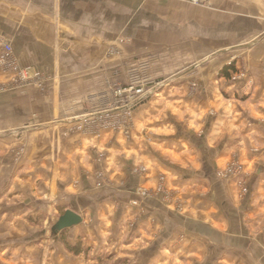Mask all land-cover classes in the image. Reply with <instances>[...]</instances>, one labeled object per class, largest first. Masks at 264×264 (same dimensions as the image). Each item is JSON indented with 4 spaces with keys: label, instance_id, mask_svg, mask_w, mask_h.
<instances>
[{
    "label": "crops",
    "instance_id": "1",
    "mask_svg": "<svg viewBox=\"0 0 264 264\" xmlns=\"http://www.w3.org/2000/svg\"><path fill=\"white\" fill-rule=\"evenodd\" d=\"M211 3L0 0V38L47 84L0 94V149L12 154L25 143L13 165L26 188L50 180L57 204L99 227L87 236L93 252L66 264H110L98 260L108 247L118 253L112 264H264V0ZM113 46L122 55L110 56ZM2 58L0 50V66ZM136 60L150 64L155 84L135 108L129 138L65 136L110 102L100 95L111 94L110 80L125 82L124 67ZM12 78L0 67V85ZM99 151L107 189L95 181ZM233 153L251 171L245 195L216 177ZM140 166L146 178L135 173ZM162 176L172 205L162 193H138L155 191Z\"/></svg>",
    "mask_w": 264,
    "mask_h": 264
},
{
    "label": "rangeland",
    "instance_id": "2",
    "mask_svg": "<svg viewBox=\"0 0 264 264\" xmlns=\"http://www.w3.org/2000/svg\"><path fill=\"white\" fill-rule=\"evenodd\" d=\"M129 42L130 40L125 37L119 39V43L123 45L128 44ZM109 54L110 56L122 55V51L117 46H113L110 48ZM139 64L140 63H138L137 60L134 62L130 61V63L124 67L126 74L125 82L111 80L109 81L110 83L108 82L109 92L111 94L100 95V100L107 95V100L111 103L106 102L101 108H95L90 111L87 115L82 117L89 118L91 120L90 122L85 125L74 124L66 132H64V135L70 136L72 134L79 133L86 135L88 138L96 139L101 137L103 132H107L106 130H109L108 132L122 133L116 130V127H112V125H108L106 128V120L97 118V116L106 114L108 111L112 110L113 107L116 108L118 90L127 88L130 81V74L133 69L138 68ZM1 69L5 71L2 67ZM114 76H118V71H114ZM46 85H44V87H46ZM7 86V84L0 85V94L10 91L6 89ZM25 87L40 88L34 85ZM21 88L24 87L19 86L15 89L18 90ZM132 111L134 114L135 110ZM124 135L127 136L125 133ZM127 138H129V135ZM26 150L27 146L25 143L22 145L18 144L14 147L12 154L10 147H5V150L0 149V264H3L2 262L9 264H66L69 263V261L71 262L72 260H78L80 258L83 260L84 255L87 256L93 252L92 250L94 246L91 245L93 243L88 240L87 236L95 237L91 230H93L92 228L99 229L98 225L93 221V219L89 220V217H87L85 213H78L70 206H61L59 203L57 204L55 197L53 198L52 196L53 189L56 190V187L53 184L51 185L50 180H46L47 183H45L46 186L43 189L37 188V183L35 182L29 183L33 187L30 188L29 186V188H26V184L24 185V183H22L21 178L23 170L19 169L17 171L15 167L18 166L16 163H20V161L25 157ZM102 152L104 151L96 153L94 158L97 165L94 176L97 187L99 189H107L111 187L112 184L104 168L105 156ZM148 172L144 177H141L136 172L135 173L138 174L140 178H146L148 176ZM250 172H248L247 167L239 154L233 153L226 166L216 172V177L226 183H234L240 188L242 195H245L248 190L247 187L251 175ZM38 177H44V175ZM159 180V186L155 191L147 189H141L140 191L146 190L150 193V196L148 197H154L162 191L165 192L164 177L162 176ZM28 181H30L29 177ZM15 183L17 186H15ZM49 185L51 186V189H49ZM76 185L79 186V184ZM81 190L83 189L78 188V195L82 193ZM140 191L138 192L139 194ZM168 193L172 196L169 195L168 198L167 196L165 198V195L163 194V199L170 202V197H172V200L175 201L176 196H174V192L171 190L168 191ZM56 194L58 195V191H56ZM16 197L19 198L17 199ZM56 198H59V196ZM76 199L84 203V199L82 197H76ZM37 200H40V206H38ZM172 204L170 202V205ZM59 207L63 208L59 209ZM68 210H73L78 213L82 217V222L79 225L68 228L66 231L59 233L56 226L61 217ZM109 240L114 241L115 244L118 243L116 238ZM65 241H69L72 244L81 242L85 251L79 256H76L67 251L64 246ZM106 243L110 242L107 240ZM90 246L92 247L90 248ZM108 249L111 251L109 247ZM108 249L102 250V252L98 254V260L111 259V261L114 260L113 262L117 260L116 258L118 253L115 251L114 253H111ZM86 258L87 257H85V259ZM116 264H120V262L118 261Z\"/></svg>",
    "mask_w": 264,
    "mask_h": 264
},
{
    "label": "built area",
    "instance_id": "3",
    "mask_svg": "<svg viewBox=\"0 0 264 264\" xmlns=\"http://www.w3.org/2000/svg\"><path fill=\"white\" fill-rule=\"evenodd\" d=\"M196 6H202L206 8H212L211 0H180ZM0 48L3 54L1 67L6 71L13 74L12 82L7 84V90H16V87H25L34 85L36 87L43 88L45 81L41 76L35 75L30 68H22L17 60L13 58L14 52L12 45L4 38H0ZM150 64L143 62L138 65V68L132 70L130 74L129 85L125 89H119L117 92V105L106 114L98 115L97 118L106 120V128L108 125L116 127L118 131L130 135L133 126V111L140 104V102L149 93L150 87L155 82L149 77L148 71ZM245 74H240L236 80L242 79ZM91 120L89 118H83L78 120L76 124L85 125ZM113 130V129H112ZM109 131V130H106ZM141 177H144L148 172L147 168L140 166L135 170ZM165 195V198L171 195L168 191L159 192ZM140 195L143 197L150 196L146 190L140 191ZM172 196V195H171ZM172 200V197H170Z\"/></svg>",
    "mask_w": 264,
    "mask_h": 264
},
{
    "label": "water",
    "instance_id": "4",
    "mask_svg": "<svg viewBox=\"0 0 264 264\" xmlns=\"http://www.w3.org/2000/svg\"><path fill=\"white\" fill-rule=\"evenodd\" d=\"M82 222V217L74 212L73 210H68L61 217L59 223L56 228L59 232L67 230L68 228H72L76 225H79Z\"/></svg>",
    "mask_w": 264,
    "mask_h": 264
},
{
    "label": "trees",
    "instance_id": "5",
    "mask_svg": "<svg viewBox=\"0 0 264 264\" xmlns=\"http://www.w3.org/2000/svg\"><path fill=\"white\" fill-rule=\"evenodd\" d=\"M234 66L235 65L232 64V65H229L228 67H226L225 69H223L222 72L220 73V77H230L229 72L231 70H233V71L235 70ZM62 208L63 207H59V209H62ZM64 231H66V230H64ZM61 232H63V231H61ZM64 246L68 252H70L76 256H79L80 254H82L85 251L83 244H81V242H78L76 244H72L69 241H65Z\"/></svg>",
    "mask_w": 264,
    "mask_h": 264
}]
</instances>
